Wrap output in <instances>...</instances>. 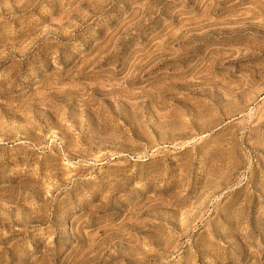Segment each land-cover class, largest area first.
Returning <instances> with one entry per match:
<instances>
[{"label":"rangeland","instance_id":"1","mask_svg":"<svg viewBox=\"0 0 264 264\" xmlns=\"http://www.w3.org/2000/svg\"><path fill=\"white\" fill-rule=\"evenodd\" d=\"M0 264H264V0H0Z\"/></svg>","mask_w":264,"mask_h":264}]
</instances>
